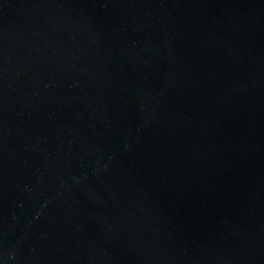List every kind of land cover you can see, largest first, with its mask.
<instances>
[{"label":"water","instance_id":"water-1","mask_svg":"<svg viewBox=\"0 0 264 264\" xmlns=\"http://www.w3.org/2000/svg\"><path fill=\"white\" fill-rule=\"evenodd\" d=\"M0 264H264V0H0Z\"/></svg>","mask_w":264,"mask_h":264}]
</instances>
